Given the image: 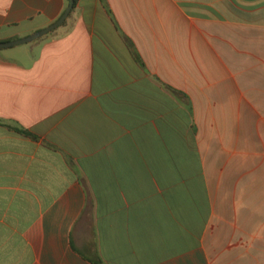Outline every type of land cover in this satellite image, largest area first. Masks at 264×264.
<instances>
[{"label": "crops", "instance_id": "obj_1", "mask_svg": "<svg viewBox=\"0 0 264 264\" xmlns=\"http://www.w3.org/2000/svg\"><path fill=\"white\" fill-rule=\"evenodd\" d=\"M69 0H0V42ZM0 264H264V0H80L0 49Z\"/></svg>", "mask_w": 264, "mask_h": 264}, {"label": "water", "instance_id": "obj_2", "mask_svg": "<svg viewBox=\"0 0 264 264\" xmlns=\"http://www.w3.org/2000/svg\"><path fill=\"white\" fill-rule=\"evenodd\" d=\"M75 6V0H69V6L66 9V11L64 12L63 16L54 24L50 25L49 27L40 30L30 36H27L25 38H21L18 40H14V41H9V42H0V49H5V48H11V47H15L18 45H25V44H30L46 35H48L49 33L53 32L54 30H56L57 28H59L60 26H62L65 21L68 19L71 11L73 10Z\"/></svg>", "mask_w": 264, "mask_h": 264}, {"label": "trees", "instance_id": "obj_3", "mask_svg": "<svg viewBox=\"0 0 264 264\" xmlns=\"http://www.w3.org/2000/svg\"><path fill=\"white\" fill-rule=\"evenodd\" d=\"M79 1H80V0H75V6L77 5V3H78ZM75 6H74V7H75Z\"/></svg>", "mask_w": 264, "mask_h": 264}]
</instances>
